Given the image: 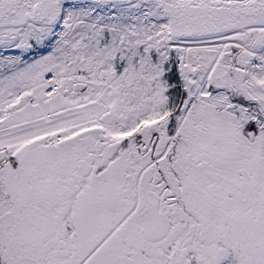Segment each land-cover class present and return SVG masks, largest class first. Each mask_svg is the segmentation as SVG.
I'll return each instance as SVG.
<instances>
[{"label":"snow or ice","instance_id":"6c2138e0","mask_svg":"<svg viewBox=\"0 0 264 264\" xmlns=\"http://www.w3.org/2000/svg\"><path fill=\"white\" fill-rule=\"evenodd\" d=\"M0 264H264V0H0Z\"/></svg>","mask_w":264,"mask_h":264}]
</instances>
